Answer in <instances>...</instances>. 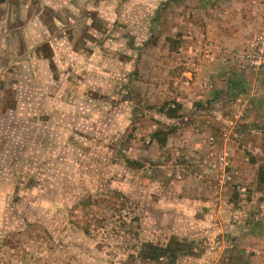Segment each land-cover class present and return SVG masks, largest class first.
I'll return each instance as SVG.
<instances>
[{
  "label": "rangeland",
  "instance_id": "1",
  "mask_svg": "<svg viewBox=\"0 0 264 264\" xmlns=\"http://www.w3.org/2000/svg\"><path fill=\"white\" fill-rule=\"evenodd\" d=\"M225 1L0 0V264H264V26L217 46Z\"/></svg>",
  "mask_w": 264,
  "mask_h": 264
},
{
  "label": "crops",
  "instance_id": "2",
  "mask_svg": "<svg viewBox=\"0 0 264 264\" xmlns=\"http://www.w3.org/2000/svg\"><path fill=\"white\" fill-rule=\"evenodd\" d=\"M227 0L223 3H227ZM239 7L236 11L230 12L231 16H235L237 24L231 25L224 22L219 25L212 23L211 30L217 38L222 49L225 46H242L249 38L248 36L254 31L253 26L259 21L260 25L264 26V0H233ZM229 17V15H228ZM227 17V18H228Z\"/></svg>",
  "mask_w": 264,
  "mask_h": 264
},
{
  "label": "built area",
  "instance_id": "3",
  "mask_svg": "<svg viewBox=\"0 0 264 264\" xmlns=\"http://www.w3.org/2000/svg\"><path fill=\"white\" fill-rule=\"evenodd\" d=\"M243 68L259 71L264 68V33L255 36L238 53Z\"/></svg>",
  "mask_w": 264,
  "mask_h": 264
},
{
  "label": "trees",
  "instance_id": "4",
  "mask_svg": "<svg viewBox=\"0 0 264 264\" xmlns=\"http://www.w3.org/2000/svg\"><path fill=\"white\" fill-rule=\"evenodd\" d=\"M184 243L171 240L166 246H157L151 243L143 244L139 256L144 260L159 261L172 259L182 250Z\"/></svg>",
  "mask_w": 264,
  "mask_h": 264
}]
</instances>
